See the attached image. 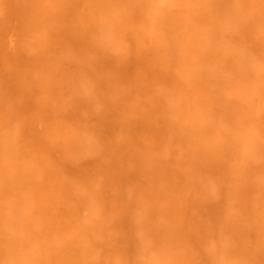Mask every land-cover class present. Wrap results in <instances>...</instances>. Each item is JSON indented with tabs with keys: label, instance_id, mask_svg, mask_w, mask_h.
I'll return each mask as SVG.
<instances>
[{
	"label": "bare ground",
	"instance_id": "6f19581e",
	"mask_svg": "<svg viewBox=\"0 0 264 264\" xmlns=\"http://www.w3.org/2000/svg\"><path fill=\"white\" fill-rule=\"evenodd\" d=\"M0 264H264V0H0Z\"/></svg>",
	"mask_w": 264,
	"mask_h": 264
}]
</instances>
